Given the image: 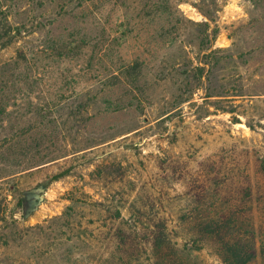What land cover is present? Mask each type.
<instances>
[{
    "label": "rangeland",
    "instance_id": "obj_1",
    "mask_svg": "<svg viewBox=\"0 0 264 264\" xmlns=\"http://www.w3.org/2000/svg\"><path fill=\"white\" fill-rule=\"evenodd\" d=\"M263 156L264 0H0V264H264Z\"/></svg>",
    "mask_w": 264,
    "mask_h": 264
},
{
    "label": "trees",
    "instance_id": "obj_2",
    "mask_svg": "<svg viewBox=\"0 0 264 264\" xmlns=\"http://www.w3.org/2000/svg\"><path fill=\"white\" fill-rule=\"evenodd\" d=\"M261 163L264 168V156L263 159H261ZM64 173L60 175H56L54 178H59L63 176ZM239 213H235L232 215H235ZM198 218H201L198 216ZM197 219V218H196ZM195 219V220H196ZM233 217H229L223 227L217 226V221L213 217L210 221H208L206 224L204 222H200L199 225L202 229H200L201 235H209L215 240H218L220 243V251L223 256V259L226 263L229 264H247L249 263L256 255L255 248L252 246L251 242H247L244 238L236 237V232L234 229V223ZM221 228H226L227 232L225 236H221ZM167 234L165 233V228L162 226L157 225L156 226V233H155V242H154V248L160 252V250L164 247V242L166 240ZM244 239V242H243ZM175 250V249H174ZM176 251H174V257L172 255V258L176 260Z\"/></svg>",
    "mask_w": 264,
    "mask_h": 264
}]
</instances>
